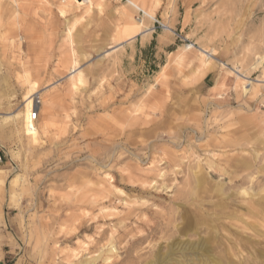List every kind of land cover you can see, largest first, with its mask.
Wrapping results in <instances>:
<instances>
[{"label":"rangeland","instance_id":"rangeland-1","mask_svg":"<svg viewBox=\"0 0 264 264\" xmlns=\"http://www.w3.org/2000/svg\"><path fill=\"white\" fill-rule=\"evenodd\" d=\"M131 1L0 0L4 263L264 264V0Z\"/></svg>","mask_w":264,"mask_h":264},{"label":"bare ground","instance_id":"bare-ground-1","mask_svg":"<svg viewBox=\"0 0 264 264\" xmlns=\"http://www.w3.org/2000/svg\"><path fill=\"white\" fill-rule=\"evenodd\" d=\"M81 1V2H80ZM102 0H71V2L73 4H76V7L80 8L81 6H86V11H89L92 9L94 3L96 2H101ZM127 3L131 6V8L133 7V9H139L136 4L134 2H132L131 0H127ZM69 4V2H68ZM71 3H70V7H71ZM68 6V5H67ZM69 7V6H68ZM67 7V8H68ZM64 8V7H63ZM66 8V6H65ZM143 14L146 16V17H149L151 18V14L149 15V13L147 12H144L143 11ZM153 19V18H152ZM124 20L128 22L127 26L125 28L120 29L118 28L117 29V33H121L123 34V41H121L122 43L124 41H129V40H132L135 38V35L136 34H142L144 31H142L143 29V23H139V22H136V19H134L133 17L129 16L128 14H124ZM72 28V27H71ZM70 30V29H69ZM68 30V31H69ZM122 30V31H121ZM68 31H67V34H68ZM71 31V30H70ZM137 31V33H136ZM70 35V32L69 34ZM70 37V36H69ZM119 40V39H118ZM121 42H118L116 45H119L121 44ZM185 51L187 50H192V46L190 45H186L185 47H183ZM113 49V48H112ZM198 51L200 52L201 55L205 56L206 58H208V56L210 54H208V52L202 48H198ZM199 54V55H200ZM64 58V57H63ZM62 58V59H63ZM67 58V57H66ZM72 58V57H71ZM61 59V61H62ZM200 59V58H199ZM71 60V59H70ZM217 60V59H216ZM261 61V60H260ZM207 62V61H206ZM77 61L74 59L72 60V62L70 61L68 64L71 65V67L68 69L69 73V78L67 79V85H66V88H67V91L66 92H71L73 91L74 89L77 88V86L79 85V83L81 82L82 80V75H81V72L77 70ZM60 65V64H59ZM223 66H225L226 64H222ZM221 65V66H222ZM62 67V66H61ZM64 68H67V67H64ZM234 69V68H233ZM236 69V68H235ZM235 73H237V76L239 77H243L242 79H244V76L240 73L237 72V70H234ZM67 75V74H66ZM77 75V78L74 79V76ZM28 78V77H27ZM27 78H25L24 80V85L25 87L28 88V92L25 94V96L23 97V100H22V103L24 104L23 107L19 110H17L15 113L13 114H9L6 116V118H10V117H15V116H20L21 117V120H22V127H23V130H24V133L26 135H29V136H33V138H35L36 134H37V128L36 126L34 125V123L32 121H30V108L32 107V97L35 96V94L37 93L36 90L38 89V81L37 80H34V81H30L28 80ZM246 78V77H245ZM241 79V78H240ZM264 82V81H262ZM52 102H49V101H45L43 103V106H44V109L47 111V112H50L52 110ZM4 165V164H3ZM3 167V166H2ZM3 176H4V171L2 168H0V182L2 181L3 179ZM113 247V246H112ZM110 251L112 252V248H110ZM95 261V259H91L89 261H87L86 263H79V264H91ZM214 262V261H213Z\"/></svg>","mask_w":264,"mask_h":264},{"label":"built area","instance_id":"built-area-1","mask_svg":"<svg viewBox=\"0 0 264 264\" xmlns=\"http://www.w3.org/2000/svg\"><path fill=\"white\" fill-rule=\"evenodd\" d=\"M41 106V99L40 95H35L32 97V107L30 108V121L35 122L38 114H39V108ZM3 153L0 149V165L3 164ZM5 261V256L2 247L0 246V264H3Z\"/></svg>","mask_w":264,"mask_h":264},{"label":"crops","instance_id":"crops-1","mask_svg":"<svg viewBox=\"0 0 264 264\" xmlns=\"http://www.w3.org/2000/svg\"><path fill=\"white\" fill-rule=\"evenodd\" d=\"M0 246L2 247V244H1V241H0ZM3 249V248H2ZM4 256H5V254H4ZM5 262V261H4ZM3 264H5V263H3Z\"/></svg>","mask_w":264,"mask_h":264}]
</instances>
